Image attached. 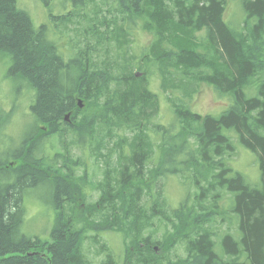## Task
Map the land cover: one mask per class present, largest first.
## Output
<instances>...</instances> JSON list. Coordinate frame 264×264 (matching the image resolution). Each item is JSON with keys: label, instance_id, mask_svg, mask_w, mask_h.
I'll use <instances>...</instances> for the list:
<instances>
[{"label": "trees", "instance_id": "16d2710c", "mask_svg": "<svg viewBox=\"0 0 264 264\" xmlns=\"http://www.w3.org/2000/svg\"><path fill=\"white\" fill-rule=\"evenodd\" d=\"M41 1L47 18L35 26L17 0H0V54L8 57L7 75L30 88L33 117L19 152L0 160V264H91L86 241L103 255L100 264H264V0H237V22L223 18L228 0H62L101 14L90 28L102 52L86 43L75 54L60 48L53 29L75 10ZM135 21L152 35L136 65L126 52ZM112 42L121 58L107 53ZM154 74L162 90L187 101L206 82L232 102L213 115L171 98L177 123L156 124L155 138L148 133L159 106ZM10 117L0 104V129ZM55 136L61 150L45 154ZM68 136L78 148L89 139L96 162L104 158L102 181L88 179ZM236 140L255 154L262 186L228 164ZM154 146L157 162L147 168ZM173 174L191 182L190 174L195 191L167 209L156 184ZM89 184L99 192L95 200L87 199ZM39 185L49 188L56 209L50 242L21 231L24 193ZM217 217L236 229L218 235ZM155 221L169 229L161 239L145 233ZM106 231L121 236V258L103 239ZM178 243L186 255L172 259Z\"/></svg>", "mask_w": 264, "mask_h": 264}, {"label": "rangeland", "instance_id": "374dc122", "mask_svg": "<svg viewBox=\"0 0 264 264\" xmlns=\"http://www.w3.org/2000/svg\"><path fill=\"white\" fill-rule=\"evenodd\" d=\"M51 4L55 11L75 10L68 1L52 0ZM17 6L28 13L35 26L43 23L45 18H47L48 10L43 6L41 0H17ZM104 9L105 6H102L103 12L105 11ZM241 13L243 12L240 4L237 3V0H228L223 18L228 22L241 21L243 18ZM95 14H98V16H96L97 19L100 18L101 14L97 12L95 7L93 5H88L75 10V14L73 15L68 13L67 15L70 20L64 21V23H62V21L53 23L55 36H60L59 44L62 50L66 51L68 54H75L83 48L86 43L95 45L96 48L100 50L102 44L97 42L95 36H92L93 33L90 28L91 23H96L97 19ZM133 24L134 28L131 36L132 41L130 43L129 52L127 48L126 52L127 54L135 56L133 62L134 65H136V61L139 60L140 55L147 50L152 35L140 28L139 21H135ZM98 27L99 25L97 24L96 28ZM109 47L110 49H108L107 53L112 58H121L123 56L122 50L118 49L113 42ZM8 66V57L0 54V104L3 109L9 112L11 111L9 122L0 129V160L6 155L13 157V154L15 155L19 152V144L22 139L30 133L33 118L31 117L29 109L31 99L30 88L21 85L18 81L8 76ZM155 75L156 74L150 79V88L158 95L159 106L156 114L150 118L151 126L148 133L151 136L154 135L156 138L158 136L156 134V124L161 125L167 124L172 120L175 122L177 121L171 98L175 100L177 98H181L185 101L187 100L182 97L180 91L172 92L171 90H162L158 76ZM250 93L254 94L253 92ZM231 102L232 100H229L227 96L218 95L212 89L211 85L206 82H202L199 87L197 86L196 89H193L191 98L189 96L187 101L192 111L200 114L210 113L213 115H219L223 109L231 104ZM87 111L92 112V109H87ZM66 140L67 147L71 151V154L79 156L86 165L88 179L93 183L102 181L104 158L102 157L99 162H96L97 160L93 155V146H91V144L87 145L89 139L85 141L82 148H78L72 143L74 140L72 136H68ZM113 140L114 139L111 140V144ZM155 142L157 143L158 140ZM236 144L235 152L225 156L228 164L234 171L241 172L250 184L258 187L262 186L261 171L255 154L239 144L237 140ZM60 150L61 145L56 136L51 138L47 145L44 146L45 154L48 155L54 151ZM101 152L106 153L107 150L102 148ZM157 157L158 150L157 147L154 146L153 153L151 156H148V160L145 163L146 167H154L157 162ZM82 171L83 167L76 169L77 174ZM189 178L191 182H189V179L184 175L180 174L159 177L156 184V190L158 191L160 198L162 200L164 199V205L167 209L175 207L185 196L188 188L191 193L195 191L190 174ZM85 193L89 196L87 199L91 200H95L99 196V192L94 190L91 184L85 188ZM227 195L226 202L230 197L229 194ZM23 206L25 212L21 231L28 236H36L43 241L50 242L52 240L50 231L55 221L56 209L50 202L49 188L40 185L38 187L28 188L23 196ZM229 220L230 221L228 222L225 218L222 219L217 217L213 229L218 235L229 231L232 232L236 229V222L231 219ZM167 230H169L167 225H163L160 221H155L153 228L145 230V233L152 232L155 239H161L163 233ZM102 237L108 243L117 258H121L124 248L121 236L117 233L106 231L102 233ZM84 251L90 259L91 264L101 263L103 255L96 254L95 247L90 245L89 241L85 242ZM157 251H160V249ZM169 252L168 256L172 259L186 255L182 244L180 245V243L169 250Z\"/></svg>", "mask_w": 264, "mask_h": 264}, {"label": "water", "instance_id": "95a60500", "mask_svg": "<svg viewBox=\"0 0 264 264\" xmlns=\"http://www.w3.org/2000/svg\"><path fill=\"white\" fill-rule=\"evenodd\" d=\"M78 105H79L80 107H82L83 104L79 101V102H78ZM64 120H65V121L69 120V114H66V115H65Z\"/></svg>", "mask_w": 264, "mask_h": 264}]
</instances>
